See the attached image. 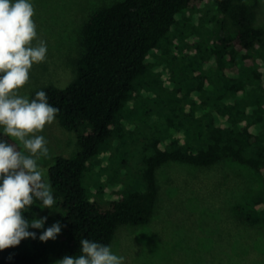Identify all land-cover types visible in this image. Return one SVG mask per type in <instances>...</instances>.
Returning <instances> with one entry per match:
<instances>
[{"label":"trees","instance_id":"trees-1","mask_svg":"<svg viewBox=\"0 0 264 264\" xmlns=\"http://www.w3.org/2000/svg\"><path fill=\"white\" fill-rule=\"evenodd\" d=\"M205 5L215 10L213 20L223 17L217 21L218 40L193 43V34H188L185 57L191 51L195 54L187 76L157 97L139 92L144 85L159 83L149 76L155 69L151 55L168 54L166 43L173 41V31L175 40L182 29H190L185 12ZM257 6L258 0H118L91 13L82 29L84 50L76 60L74 79L65 87H38L29 99L43 90L59 109L55 118L61 127L78 134L79 150L71 157L56 156L48 171L61 233L42 242L44 229L29 228L36 238L0 251V264H57L66 255H80L82 239L111 247L121 225L145 226L151 221L160 196L157 171L172 161L210 167L230 159L255 169L264 182V76L256 62L264 56V28L255 25ZM176 60H165L172 78ZM145 99L149 108L145 113L154 115L155 108L163 113L156 130L143 138L144 190L109 203L90 200L84 172L110 138L122 137L126 130L133 136L135 130L127 129L123 121ZM164 128L174 135L164 136ZM188 134L205 142L193 144ZM0 139L22 150L1 128ZM42 207L34 200L22 214L29 221L39 219ZM239 211L247 222L264 223V196L246 201Z\"/></svg>","mask_w":264,"mask_h":264},{"label":"rangeland","instance_id":"rangeland-1","mask_svg":"<svg viewBox=\"0 0 264 264\" xmlns=\"http://www.w3.org/2000/svg\"><path fill=\"white\" fill-rule=\"evenodd\" d=\"M115 1L118 0H29L34 7L33 21L37 30L33 45L45 41L47 54L44 61L30 69L29 82L19 94L30 99L32 91L38 87L69 84L75 77L76 60L84 50L82 29L85 23L91 13ZM211 7L205 5L185 12L183 16L191 19L190 29H182L181 36L175 40L176 30L173 31V41L166 43L169 55L157 52L149 59L155 67L149 76L153 74L159 83L144 85L139 92L154 98L159 96V91L171 90V85L175 89L187 76V67L194 63L195 54L191 51L189 57H185L184 38L188 34H193V43L218 40L221 30L217 21L223 17L217 15L213 20L215 10ZM256 12L255 25L264 28V0H258ZM200 25L202 31L197 32ZM229 29L235 34L233 26L229 25ZM174 57L177 60L173 64L172 78L165 60ZM256 62L264 76V56L258 57ZM189 86V83L185 85ZM145 101L147 99L142 100L132 114L129 110L123 121L127 129L135 130L133 136L126 130L122 137L110 138L84 172L90 200L109 203L128 192L144 190L141 172L147 151L143 138L156 130L163 113L162 108H155L154 115L145 113L149 109ZM145 128L149 130L143 132ZM170 134L174 135L163 129L164 136ZM36 135H43L48 141L49 157H40L38 164L50 184L48 171L55 157L73 156L79 150L78 134L63 129L55 118ZM188 139L197 145L205 142L194 134H188ZM157 182L160 196L151 221L145 226L121 225L111 244L113 253L123 256L125 264H264V223L247 222L239 211L246 201L264 196V182L255 169L230 159L210 167L172 161L157 171ZM59 212L43 206L38 218L47 217L46 224L50 227L59 222Z\"/></svg>","mask_w":264,"mask_h":264},{"label":"clouds","instance_id":"clouds-1","mask_svg":"<svg viewBox=\"0 0 264 264\" xmlns=\"http://www.w3.org/2000/svg\"><path fill=\"white\" fill-rule=\"evenodd\" d=\"M33 16L29 0H0V126L24 149L0 139V251L24 239H35L36 233L29 228L44 229L47 217L27 220L22 214L26 206L34 200L41 201L44 208L55 204L52 187L38 164L40 157H49L48 141L36 133L54 121L59 109L49 103L43 90L31 100L19 94L29 82L30 69L47 54L45 41L33 45L37 39ZM61 227L59 222L52 224L39 239L55 240ZM80 244V255H66L57 264H125L124 257L114 254L108 245L88 239Z\"/></svg>","mask_w":264,"mask_h":264}]
</instances>
